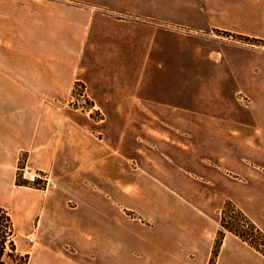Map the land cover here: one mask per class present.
Segmentation results:
<instances>
[{
	"label": "crops",
	"instance_id": "obj_1",
	"mask_svg": "<svg viewBox=\"0 0 264 264\" xmlns=\"http://www.w3.org/2000/svg\"><path fill=\"white\" fill-rule=\"evenodd\" d=\"M248 38L264 0H0V206L75 248L44 260L211 264L228 201L264 232V108L233 106L264 96ZM214 264L264 255L226 232Z\"/></svg>",
	"mask_w": 264,
	"mask_h": 264
},
{
	"label": "rangeland",
	"instance_id": "obj_2",
	"mask_svg": "<svg viewBox=\"0 0 264 264\" xmlns=\"http://www.w3.org/2000/svg\"><path fill=\"white\" fill-rule=\"evenodd\" d=\"M262 40H258V39H244L242 41H240L241 43L244 44H248V45H253L254 47L259 48L260 50H262L264 52V43L261 42ZM83 84L84 85V89L81 90H76V88H74V91L70 97V107H72L73 109L76 110H85V108H87L90 105V98L88 97L87 94V89H86V85L82 82H78L77 84ZM75 85V87H76ZM78 93L77 95H81L83 93L84 97H76L74 100L73 98L76 96L75 94ZM187 94H192V92L187 93ZM198 95L202 96L205 100L213 97L212 96V91H208V90H204V91H199ZM80 99V100H79ZM77 105H73V103L77 102ZM233 106L237 107V108H241V109H256V108H264V96H262L258 101H255L254 99H252L249 95H246L245 93L239 92L235 99H234ZM95 118L100 119L102 117L100 116H95ZM24 167V166H23ZM18 177V175H17ZM48 180V177H47ZM23 180H20L18 178L17 183L18 184H23ZM27 182V181H26ZM41 183H47V181H40ZM72 204V203H70ZM7 210H9V212L11 213L15 226H16V230H17V236H16V243L18 246V249L21 253L23 254H29L30 256V260H29V264H52L54 261H48V260H44L42 258V253L43 252H49V251H53L56 250V248L46 242H44V238H42L40 236L39 230L37 229V227L32 228L29 231L27 222L25 220V211L19 209L18 207H16V205H8L6 207ZM129 214H132V212H128ZM56 251L62 252L60 254L61 257H64L65 261L67 263H73V261L71 260V256L72 253L75 251V248L73 246H70L69 244H63L62 247L60 249H57ZM63 254H66L65 256ZM58 263V261H55V264Z\"/></svg>",
	"mask_w": 264,
	"mask_h": 264
},
{
	"label": "trees",
	"instance_id": "obj_3",
	"mask_svg": "<svg viewBox=\"0 0 264 264\" xmlns=\"http://www.w3.org/2000/svg\"><path fill=\"white\" fill-rule=\"evenodd\" d=\"M226 232L240 237L264 255V232L240 208L228 201L222 209L221 227L211 264L215 262ZM16 236L11 213L0 206V264H29L30 256L19 251Z\"/></svg>",
	"mask_w": 264,
	"mask_h": 264
},
{
	"label": "built area",
	"instance_id": "obj_4",
	"mask_svg": "<svg viewBox=\"0 0 264 264\" xmlns=\"http://www.w3.org/2000/svg\"><path fill=\"white\" fill-rule=\"evenodd\" d=\"M76 90H83L84 89V85L83 84H77L76 85ZM78 93H76L75 97L73 98V100L78 96L79 97H84L83 93L81 95H77ZM80 100V99H79ZM78 104V101L73 103V105H77ZM47 174L46 173H39L37 170H34L32 169L31 167H28V166H24V167H21L18 169V178L20 180H23V181H27L29 183H39L40 181H47L48 183V180H47Z\"/></svg>",
	"mask_w": 264,
	"mask_h": 264
}]
</instances>
